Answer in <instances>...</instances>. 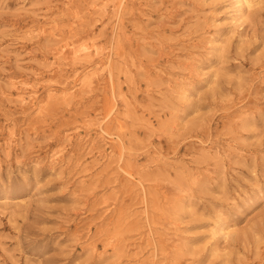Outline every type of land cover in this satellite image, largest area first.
Here are the masks:
<instances>
[{"label": "rangeland", "instance_id": "obj_1", "mask_svg": "<svg viewBox=\"0 0 264 264\" xmlns=\"http://www.w3.org/2000/svg\"><path fill=\"white\" fill-rule=\"evenodd\" d=\"M241 2L0 0V264H264Z\"/></svg>", "mask_w": 264, "mask_h": 264}, {"label": "bare ground", "instance_id": "obj_2", "mask_svg": "<svg viewBox=\"0 0 264 264\" xmlns=\"http://www.w3.org/2000/svg\"><path fill=\"white\" fill-rule=\"evenodd\" d=\"M241 1H242L241 3H243V4H245V3H246V4H249V0H241ZM65 45H66V44H65ZM63 47H64V46H63ZM87 48H88V46H87ZM92 48H93V47H92ZM88 49H89V48H88ZM93 49H94V48H93ZM62 50H63V49H62ZM62 50H61V51H62ZM83 50H84V49H83ZM87 51H88V50H87ZM84 52H85V51H83V54H84ZM90 52H91V51H90ZM100 52H101V51H100ZM61 53H62V52H61ZM87 53H88V52H87ZM63 54H64V53H63ZM79 54H80V53H78V56H80ZM90 54H91V53H90ZM61 57H62V56H61ZM64 58H65V57H64ZM64 58H63V59H64ZM58 59H59V58H58ZM65 59H66V58H65ZM66 60H68V59H66ZM73 60H75V59H73ZM67 63H68V62H67ZM68 64H69V63H68ZM99 68H100V67H99ZM97 70H98V69H97ZM94 71H95V70H94ZM98 71H99V70H98ZM98 71H96V72H98ZM88 73H89V72H88ZM90 73H91V72H90ZM88 75H90V74H88ZM95 76H96V75H95ZM92 79H93V78H92ZM65 90H66V89H65ZM65 90H64V91H65ZM64 91L61 92V93H62V94L65 93ZM66 92H67V91H66ZM66 94H67V93H66ZM49 96H50V95H49ZM66 96H67V95H65V97H66ZM23 99H25V98L23 97L22 100H23ZM47 99H48V98H47ZM55 99H57V97H56ZM69 99H71V98H69ZM69 99H68V100H69ZM64 100H65V99H64ZM64 100H63V101H64ZM37 108H38V107H37ZM39 108H40V107H39ZM38 111H39V110H38ZM38 111H37V112H38ZM0 202H2V201H0ZM225 230H226V229H225ZM220 231H221V230H220ZM228 232H229V231H228ZM222 233H223V232H222ZM224 233H225V231H224ZM230 233H231V232H230ZM222 236H224V235H222ZM229 236H230V235H229ZM227 238H228V235H227ZM136 256H138V255H136Z\"/></svg>", "mask_w": 264, "mask_h": 264}]
</instances>
